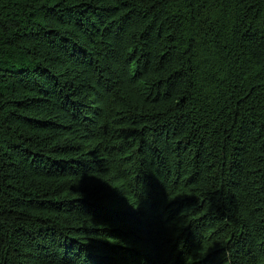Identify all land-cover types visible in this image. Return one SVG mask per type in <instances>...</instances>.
<instances>
[{"label":"trees","instance_id":"1","mask_svg":"<svg viewBox=\"0 0 264 264\" xmlns=\"http://www.w3.org/2000/svg\"><path fill=\"white\" fill-rule=\"evenodd\" d=\"M0 264H264V0H0Z\"/></svg>","mask_w":264,"mask_h":264}]
</instances>
